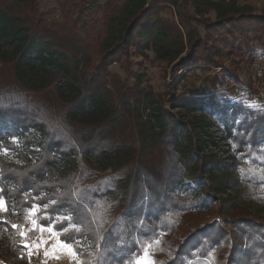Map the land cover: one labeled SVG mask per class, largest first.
<instances>
[{"label": "trees", "instance_id": "trees-1", "mask_svg": "<svg viewBox=\"0 0 264 264\" xmlns=\"http://www.w3.org/2000/svg\"><path fill=\"white\" fill-rule=\"evenodd\" d=\"M70 4L74 18L63 7V19H48L56 11L41 12L37 0H0V261L29 264L25 238L51 227L80 264H132L145 247L154 264H264V219L219 207L211 221L164 247L195 204L183 194L186 179L207 171L199 155L207 124L185 114L208 107L224 123L236 119L241 106L227 115L216 92L240 83L242 57L264 48V10L236 0ZM132 51L167 63L172 80L163 91L130 73ZM116 63L124 78L109 73ZM217 69L202 93L176 95L188 73ZM243 123L264 141V111ZM34 204L47 207L37 208L35 228L22 237ZM78 242L92 244V254Z\"/></svg>", "mask_w": 264, "mask_h": 264}, {"label": "rangeland", "instance_id": "rangeland-1", "mask_svg": "<svg viewBox=\"0 0 264 264\" xmlns=\"http://www.w3.org/2000/svg\"><path fill=\"white\" fill-rule=\"evenodd\" d=\"M67 2H70V0H67ZM118 2L122 4L124 0H118ZM236 2L239 6L252 7L257 12L264 10V0H236ZM69 6L70 11L73 12L74 9L71 4ZM63 7L65 10L67 4L59 6L58 12L48 17V19L57 18L56 15L59 16L58 18L63 19ZM65 12L72 18L75 17L70 12ZM162 16L169 19L170 12L166 11ZM213 16V13L209 14V17ZM198 30L203 34L201 27H198ZM1 52L6 53L8 56L11 55L9 49H2ZM146 55L147 58H143L132 51L130 73L141 76L142 85H148L155 91H163L164 83L172 80L166 73L168 65L166 62L163 63L157 60L152 51L146 52ZM238 66L240 69V83L226 82L219 86L218 92H216L218 96L215 98L218 105H228L226 108L227 115L233 113L232 107L241 106V110L233 122L229 119L225 123L222 122V117L213 113L212 109L208 107L203 110L196 107L191 113L185 114V118L188 120L191 118L201 119L207 124L206 132L203 134L207 137L203 136V142L199 148L200 157H204L207 163V171L203 174V179H199L192 173L186 179V189L183 194L188 195L195 204L191 208L189 218L171 235L172 240L169 239L171 242L165 244V248H168L170 243L182 239L191 227L211 221L212 210L217 207L226 215H250L258 219H264V141L260 138H252L251 130L246 126L247 123H245L246 125L243 123L244 120L249 122L254 118V111H264V98L259 97L253 91L252 86L258 83L264 89V48L254 46L253 53L242 57ZM108 71L111 74L119 75L121 78L125 77V72L120 64H113L108 68ZM219 71L220 69H217V72L196 70L188 73L177 85L176 95L191 97L202 93L201 91L208 89L215 73ZM164 77H166V80H164ZM128 82L133 83L134 78L128 76ZM65 96L66 98L70 97L67 93H65ZM168 107L171 106L168 105L167 109ZM176 112L178 110H175ZM32 149L34 148L32 147ZM1 153L8 161L14 162L17 159L15 153L9 151L5 153L3 149H1ZM206 181L212 185L208 195L205 190ZM37 211L38 209L35 210L34 214L30 213L31 219L22 230L25 233L23 237H26L28 231L35 228L34 217ZM48 229L50 237L58 239L55 231L51 227ZM27 241H29V238H25L24 244ZM78 243L88 255L92 254V244L88 242ZM45 244L42 243L36 248L30 246L28 255L32 252H39L45 259L50 250L55 251L52 246H45ZM156 247V254L168 258L165 250L159 246ZM65 249L66 251L69 250L67 247ZM152 256V249L145 247L142 256L134 259L132 264H154ZM75 257L79 262L77 255Z\"/></svg>", "mask_w": 264, "mask_h": 264}, {"label": "crops", "instance_id": "crops-1", "mask_svg": "<svg viewBox=\"0 0 264 264\" xmlns=\"http://www.w3.org/2000/svg\"><path fill=\"white\" fill-rule=\"evenodd\" d=\"M39 4V9L42 12H47L51 10H56L58 12L59 6H64L67 4L65 11L70 12L71 15H75V12L70 11V2L67 0H37ZM125 1V0H124ZM58 18L59 16L56 15ZM43 229V230H42ZM58 239L55 237H50V231L48 228H39L38 234L26 243L33 248L40 246L42 243H46L48 246H52L55 251L50 250L48 256L44 259L39 252H32L28 255L29 264H79L75 255H72L69 250L66 251L65 246L62 245ZM48 251V250H47ZM0 264H4L0 261Z\"/></svg>", "mask_w": 264, "mask_h": 264}, {"label": "snow or ice", "instance_id": "snow-or-ice-1", "mask_svg": "<svg viewBox=\"0 0 264 264\" xmlns=\"http://www.w3.org/2000/svg\"><path fill=\"white\" fill-rule=\"evenodd\" d=\"M12 139L15 141L16 140V138L15 137H12ZM3 151L5 152V153H7L8 151H9V149H7V148H4L3 149ZM50 203H56L55 201H50ZM40 207H44V208H46L47 207V204H44V205H32L31 206V208H29L28 209V211L30 212V213H35V210L37 209V208H40ZM4 210H6V203H5V200H4V198L2 197V196H0V211H4ZM57 219H61L62 217L59 215V213L57 214V217H56ZM67 219L69 220V221H71V216H68L67 217ZM69 226L70 227H76V225H73V224H69ZM13 227L15 228V227H17L16 225H13ZM43 230V229H42ZM65 229H61V231H64ZM21 236L23 237V236H25V233H23V232H21ZM60 243L62 244V245H64L65 247H67V248H69V251L71 252V254L72 255H76V253L71 249V247H70V244H69V242L67 241V240H62V241H60ZM25 248H29L30 246L27 244V243H25L24 245H23ZM46 255H47V253H46Z\"/></svg>", "mask_w": 264, "mask_h": 264}, {"label": "built area", "instance_id": "built-area-1", "mask_svg": "<svg viewBox=\"0 0 264 264\" xmlns=\"http://www.w3.org/2000/svg\"><path fill=\"white\" fill-rule=\"evenodd\" d=\"M253 86V91L259 96L264 98V89L260 87L258 83H255L252 85Z\"/></svg>", "mask_w": 264, "mask_h": 264}]
</instances>
